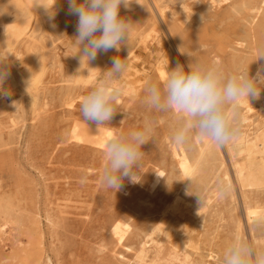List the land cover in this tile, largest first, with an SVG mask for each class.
Instances as JSON below:
<instances>
[{
	"label": "rangeland",
	"instance_id": "rangeland-1",
	"mask_svg": "<svg viewBox=\"0 0 264 264\" xmlns=\"http://www.w3.org/2000/svg\"><path fill=\"white\" fill-rule=\"evenodd\" d=\"M44 2L51 9L55 0ZM54 9L50 20L34 0H0V59L8 58L5 87L12 91L0 96V264H223L236 235L264 249V187L240 188L225 147L185 176L202 141L174 145L180 115L144 102L150 83L162 85L170 69L194 59L225 73L249 69L254 77L264 55V0H134L120 9L134 23L128 44L89 64L76 55L78 17L68 13V0H56ZM147 31L158 33L160 45L139 37ZM157 52L163 53L150 68ZM115 56L127 58L123 91L110 124L98 127L82 119L79 103ZM262 118L252 115L251 122ZM146 123L153 133L141 147L140 182L124 178L121 190L108 189L101 183L107 138ZM192 207L195 223L184 233L178 222ZM170 227L181 245L171 259Z\"/></svg>",
	"mask_w": 264,
	"mask_h": 264
},
{
	"label": "clouds",
	"instance_id": "clouds-1",
	"mask_svg": "<svg viewBox=\"0 0 264 264\" xmlns=\"http://www.w3.org/2000/svg\"><path fill=\"white\" fill-rule=\"evenodd\" d=\"M133 2L68 0V13L78 17L72 42L78 48L76 55L79 54L81 64L85 60L87 64L94 61L100 52L112 49L119 52L123 45L128 44L134 23L122 17L120 9L130 8ZM34 5L43 7L49 19H54V5L50 9L44 0H34ZM7 59H0V96L11 97V89L5 87L10 76ZM126 59L113 57L111 68L103 71V77L80 101L79 111L85 122H95L98 127L110 124L123 91L119 82L128 68ZM262 86L264 65L257 68L253 77L249 75V69L237 68L225 73L215 62L194 59L187 68L178 63L170 69L162 85L150 83L145 89L144 102L156 111L180 115L181 119L171 133L174 145H187L195 137L221 148L239 139L242 128L236 110L244 101L250 104V98H259ZM152 133V124L146 123L141 130L113 134L107 138L101 175V183L105 187L119 191L124 186V178L132 183L140 182L144 155L141 147L149 141ZM227 194L228 188L221 186L219 195ZM223 264H264V249H257L252 242L236 235L224 250Z\"/></svg>",
	"mask_w": 264,
	"mask_h": 264
},
{
	"label": "bare ground",
	"instance_id": "bare-ground-1",
	"mask_svg": "<svg viewBox=\"0 0 264 264\" xmlns=\"http://www.w3.org/2000/svg\"><path fill=\"white\" fill-rule=\"evenodd\" d=\"M17 1L21 2V0H14V2H17ZM196 1H198V0H196ZM211 1H212V5H214V3H217V0H211ZM19 5H20V3H19ZM159 14L162 15V13L160 11H159ZM139 37L142 38V40H143V37L145 39L152 37V43H154L156 45H160V43H161L157 32L152 33V32L147 31L144 34L141 33ZM10 50H11V47H10V44H8V51H10ZM162 53L157 52V54L154 56L152 62L150 60H148V64L150 65L149 66L150 68L152 65L154 66L155 62H157L161 58ZM144 63H145L144 60H141L139 63H137L138 64L137 66H139L138 70L140 73H143L146 71L145 67L143 65ZM261 63H264V57H262L257 62L255 68L257 69L258 67H260ZM31 98H32V103H33L34 98L33 97H31ZM243 103H244L245 107H243V111L240 112L239 118H238L240 125H241V128H242L241 135H240L238 140H236L235 142L225 146V150L227 151V154L229 157L228 159H230L231 168L233 170V173H234V176H235L237 182L239 183L240 188H242L244 190L245 189H251L252 190V187H254V188L255 187H264V118H262V117H264V98H261L260 96H259V98H250V104L247 101H244ZM33 106H34V103H33ZM252 115H256L258 120L261 118H262V120L259 122L258 121L251 122V116ZM250 125H253V127L250 128ZM218 149L219 148L213 147L210 143H208L206 141H202L200 143L199 147L196 149V151L190 157V160L188 162V166L186 168L185 176H187V175L189 176L195 172H198L200 170L201 166L204 163H206L208 160L217 159L218 158L217 155L220 151ZM221 166L222 165H219V167H221ZM219 174H220V172H219ZM219 174H217L218 177H219ZM213 177H215V176L214 175L211 176V181H212ZM254 199H256V198H254ZM247 201H248V199H247ZM248 203H251V201H249ZM197 213H198V211H197L196 207L189 208L187 210V213L185 214V216L182 218V220H180L178 222L180 227H182V231L184 233H189L190 231H192L193 225L195 223V216L197 215ZM246 217H247V215H246ZM206 220H204V221L206 222ZM232 220H234V218ZM231 226H233V225L231 224ZM231 226H230V228L235 227V225H234V227H231ZM205 227H206V225H205ZM1 228H2V226H0V229ZM210 230H211V228H210ZM227 230H229V229H227ZM210 232L211 231H209L208 228H204V232H203L204 237L208 238V235L210 234ZM165 235L167 236V239L170 241L169 246H168V251L166 253V257L171 259V258H174V256L177 254V252L180 250V247H181L180 242L178 240H173L172 238L174 236H180V235L172 227H170L167 230ZM227 236H229V234ZM231 238H232V236H231ZM226 240H227V238H226ZM206 242H207V240H206ZM216 244H219V243H216ZM223 245L221 244V248ZM224 249H222V251ZM186 264H192L191 259H189V261Z\"/></svg>",
	"mask_w": 264,
	"mask_h": 264
}]
</instances>
